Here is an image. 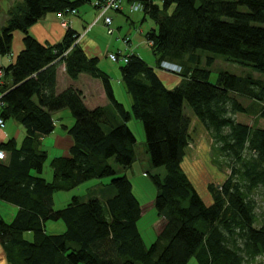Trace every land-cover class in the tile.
Instances as JSON below:
<instances>
[{"label":"trees","instance_id":"1","mask_svg":"<svg viewBox=\"0 0 264 264\" xmlns=\"http://www.w3.org/2000/svg\"><path fill=\"white\" fill-rule=\"evenodd\" d=\"M85 0H21L7 12L0 27V54L11 56L15 30L23 48L14 60L0 65L11 82L0 86V118L12 119L23 136L0 142V201L16 207L10 222L0 219V244L8 264H249L264 256V223L254 192L264 190V126L237 122V113L264 119V79L219 72L216 82L201 65L199 52L220 54L228 61L264 73V0H138L154 27L145 31L155 66L129 54L120 64L126 109L115 98L111 75L78 44L80 33L68 26L60 42H39L29 28L49 13L78 7ZM93 2V1H92ZM162 59L183 66L181 83L167 88L159 78ZM206 57V64L212 63ZM76 79L86 73L99 79L109 101L89 109L79 89L56 92L57 67ZM251 98L250 108L239 96ZM192 116L184 111V104ZM256 108L253 105L256 104ZM262 103V104H261ZM68 108L74 118L63 125L73 139L68 156L49 158L51 180L41 174L48 159L41 137L55 128L52 113ZM252 112V113H251ZM252 114V115H253ZM142 125L149 159L165 175L152 174L157 188L153 208L164 224L145 245L137 222L140 204L130 179L109 164L127 168L135 160L136 136L127 123ZM192 117L229 160L230 173L220 187L207 188L206 204L182 167ZM110 177L103 186L114 194L105 200L73 195L54 208L55 191L69 190L93 178ZM61 220L60 233L45 230V221ZM33 233L26 240L24 232Z\"/></svg>","mask_w":264,"mask_h":264},{"label":"rangeland","instance_id":"2","mask_svg":"<svg viewBox=\"0 0 264 264\" xmlns=\"http://www.w3.org/2000/svg\"><path fill=\"white\" fill-rule=\"evenodd\" d=\"M20 1L21 0H7V1L0 2V6L3 12L2 14H0V27L6 24V21L8 19V15H7L8 9L12 5H15L17 2H20ZM84 5H88V2L86 0L83 1L79 6L82 7ZM141 12L142 11H138V12L136 11L133 13H130L128 11L124 12V15L128 16V19L126 18L125 21L127 24L126 27H128L129 31L130 29L132 31L133 30L135 31L134 28L129 27L130 26L129 23L132 22L131 18H133V14L143 15V13ZM50 14L51 13L46 14V15H50ZM95 14H96V11H95ZM120 16L123 18L122 15ZM125 16H124V19H125ZM134 20L136 21V19ZM151 22L152 20L146 17V22H143L144 25L142 26L143 28H145L144 32L147 31L150 28V26L154 25V23L152 24ZM138 23L139 22H136L137 25ZM98 25H101V23H98L97 26ZM111 26L114 28L113 25ZM17 35L19 36L21 35L20 30H15L13 32L12 41ZM104 35H105L104 36L105 38L102 37L104 41L106 40V38H110L114 36L113 34H108L106 30L104 31ZM128 37L129 35H127V38ZM13 43L14 42H12V46H11V54H13V52L15 53L13 54L12 60H14L17 53L21 50V49H17L15 51V45ZM123 45H124L123 39H120L117 46H115L114 44V47H111L107 50H106L105 45H103L102 47L104 50H106L105 53L108 50H110L108 53H120V52L125 53L123 51V48H124ZM143 52H144L143 58L146 61L150 62L152 60V57L148 55L149 53L146 50H143ZM108 53L106 55L107 60L103 58L105 57V55L100 59L99 65H100V68L102 67V69L107 67L104 64V60L110 62L109 58L107 57ZM198 53L203 55L201 65L209 69L210 71L209 81H211L212 83L216 82L219 72H222V73L228 72V73H233V74H237L240 76H246V75L251 76L252 75L253 77L255 76L257 78L264 79V73L254 71L248 65H243L237 62L228 61L225 59L224 56L220 54L212 53L209 51L199 50ZM208 56L213 58L212 63L210 65H207L205 63L206 57ZM0 61H2L3 64H8L9 62H11V58L10 56L0 54ZM113 63L117 64L118 62H113ZM122 63L123 61L120 60L119 64H122ZM103 70L107 71L108 69L106 68ZM176 76L181 77L180 75L179 76L176 75ZM3 80L8 83L10 81V77L8 76L6 77V79L4 78ZM238 99L241 101V104H243L244 106L248 108L251 107L252 101L250 97H247L245 95L244 96L240 95ZM256 105L257 103L253 105V108H256ZM183 106H184V111L192 116L191 109L189 108V106L186 103ZM252 114L237 113L235 115V120L237 122L244 123L249 126L251 125L262 126L263 125L262 123H264V119L257 118L255 117L256 116L255 114L253 115ZM52 115H53V119L55 120V123L60 122V120H58L59 116H62V122L66 123L67 122L66 120H69V118L66 115H72V114L68 108H63L60 110V112L54 111ZM7 123H9L11 126L15 122L8 119ZM15 124L19 128L17 129L15 127L14 133L17 132V130L19 132L22 129V127L17 122ZM68 124H72V123H68ZM130 126L132 128L131 130L134 131V134L136 136V143H135V148H134L135 160L132 161L133 163L127 168L121 167L120 165L114 163L115 161L113 159H109V164L112 165L114 169L116 170V175L124 174L130 179L133 194H135L137 198H139L141 204L143 203L145 204L144 212L146 213L142 218L138 220L137 225L141 232V236L143 238L144 244L147 246L152 241H154V239L156 238L153 234L150 224L155 219L158 218V214H156L157 211L155 210V208L147 209L148 206H146L147 203L153 200L155 195L157 194L156 193L157 188L151 178V175L159 174L161 177H163L165 175V171H164L165 169L163 166L154 167L151 164L150 159H149V154L146 151L147 148H146V143L144 140L145 136H144V132L142 130L143 128H142L140 121L134 117H131ZM22 136H23V133L19 132L17 140L19 141L22 138ZM209 136L210 135L205 131V128L201 127V125L196 121V119L192 117V122L190 125V137H189L190 139H189L187 148H185V158L183 159V162H182V167L184 171H186L187 175L189 176L196 190L201 196L202 201H204L206 204H209L212 202L211 201L212 194L208 190L207 184L212 183L214 186L220 187L223 184V182L226 180L225 178H227L230 173V168H229L230 165H229L228 158L226 156L224 157V155L220 153L217 147L219 145L216 144ZM49 158H51L50 155L48 156V159L44 163L43 172L41 174L47 180H51L52 178V170L49 166ZM109 180H110V177H103L100 179L93 178V179L84 181L83 183L69 190L55 191L53 206L55 209L62 208L63 206L67 204L64 201V198L65 197L70 198L73 195H78V196H81V198L86 199L87 197L89 198L93 196H99L101 198L102 194L106 193V191H110V193L112 194V192H114L113 187L110 186L109 188H106L107 186H103V184L108 183ZM254 197L256 198L258 202L257 213L260 215V220L258 221L257 225L260 226V224L264 223V190L260 189L254 192ZM15 210H16V207L13 206L12 204L1 201L0 202V219L4 220L5 222H10L15 214ZM56 223H58V225L60 224L61 227H63L62 228L63 230L65 229V225L61 220H57V221L47 220L45 221L47 230L48 231L54 230L52 229V225L54 226ZM23 236L26 240L30 241L33 238V233L30 231H27V232H24ZM79 264H84V263H79ZM186 264H198V262L195 256L193 255ZM249 264H264V256L257 257L254 261H252Z\"/></svg>","mask_w":264,"mask_h":264},{"label":"crops","instance_id":"3","mask_svg":"<svg viewBox=\"0 0 264 264\" xmlns=\"http://www.w3.org/2000/svg\"><path fill=\"white\" fill-rule=\"evenodd\" d=\"M86 1L88 2V5H84L82 7H80V6L76 7L77 15L69 16V19L71 20V22H70L71 28L80 34L84 33L85 27L88 24L92 23L94 16H96V15H94L96 10L93 7V5H91L93 0H86ZM153 2L159 3V2H161V0H153ZM132 3H140V2L138 0H121V4H122L123 9L120 11H111L109 13V15L112 18V25L114 26V31L112 33L114 35L113 37L106 38L105 41L102 39V37L105 36L104 31L106 30V26L103 23H101V25H98V26L94 25L95 27H92L90 30H88L84 35H82L78 39L79 46L83 49V51L86 53L87 56L94 57V58L97 57L100 60L105 55V57H103V58L106 59V55L110 50H108L106 53H105V51L111 47H114V44H115V46H117L119 43V40L123 39V42H124L123 51L126 54H136L137 56H140L143 60H145L143 58L144 57L143 56L144 55L143 50H146L149 53L148 55H150L152 57V60L150 62L145 60V62L147 64H149V66H155V58L152 55L151 50H150L151 42L146 38L145 32H144L145 28L142 27L144 25L143 22H146L145 14L142 11L143 9L141 10L142 11L141 13H143V15H140V14L134 15L133 14V18H131L132 22L129 23L130 24L129 27L134 28L135 31L134 30L132 31L131 29L129 31L128 27H126L127 24H126L125 20H126V18L128 19V16H125L124 12L126 11L127 7ZM131 13H133V12H131ZM118 14L122 15L123 18ZM124 16H125V19H124ZM134 19H136V21ZM136 22H139L138 25L136 24ZM153 27H154V25L150 26L149 29H151ZM65 30H66V28H63L60 25V22L57 19L56 14L51 13L50 15L43 16L41 19H39L37 21V23L33 24L29 28V33L32 36H34L39 42L45 43L47 45H52V44H55V43L61 41V39L64 36ZM122 31H123V33H122ZM127 35H129L128 38H127ZM22 36L23 35L21 33L20 36L17 35L14 38V40L12 41V42H14L13 44L15 45V51L17 49L23 48ZM108 42H109V44H108ZM103 45L106 46V50L103 49V47H102ZM119 51H121V50H119ZM14 53L15 52H13V54ZM13 54H11V56H10L11 62L13 61L12 60ZM106 60H104V64L107 66L106 67L108 69L107 71L111 75V77H110L111 78V84H112V89H113L115 98L117 100H119V102L122 103L126 109H129L130 98L128 97V95H127V93H126V91L122 85V80L120 78L121 74H120L119 67H118V66H120V64H119V62L116 64L113 62L111 63V61L108 62ZM2 64H3L2 61H0V65H2ZM106 68H103V69H106ZM157 74H158L159 78L161 79V81L163 82L164 86H166L167 88H170V89L175 88L176 86H178L181 83V78L177 77L176 75H170V74L163 72L159 69L157 71ZM8 76L9 75H4L1 78L0 86L3 85L5 82L3 79L4 78L6 79V77H8ZM56 78H57L56 79V92L59 93L68 87H73V88L79 89L82 93L83 102L86 105V107L89 109H94L98 106H106L109 103V101L106 97L105 91H104V89H102L103 86H102L99 79H95L86 73H80L76 79H71L68 76V74L66 73L64 63H60L58 65ZM10 82H11V79L8 83L7 82L6 83L10 84ZM59 112H60V110H59ZM62 112H64V111H62ZM66 116L69 118V120H66L67 121L66 123H63L62 122V116H59L58 120H60V122L55 123L54 130L50 134L41 137L42 146L48 151V154L51 157L57 156V155L68 156L69 150L73 145V139L66 132V129L63 127V125L70 126L71 124H68V123H73L74 118L72 115H66ZM9 120H12V119H9ZM7 121H8V119L5 120L4 127L0 128V142L7 140L9 138H13V139L17 140L19 132L23 133V129H21L19 132L17 130V132L14 133V128L15 127L17 129L19 128L15 124L16 121L12 120L15 123H13L11 126L9 123H7ZM262 124L263 125L260 127L264 126V123H262ZM127 125L129 126V128L131 130L132 128L130 126V121L127 123ZM133 133H134V131H133ZM50 151H52V152H50ZM106 188H109V187H106ZM112 194H114V192H112ZM112 194L110 193V191H106V193L102 194L101 198L99 196H96V197H99L100 199L105 200L106 198L112 196ZM54 195H53V199H54ZM134 196L136 197V199L138 200V202L140 204L141 214H139V215H140V218H142L146 213V212H144L145 204L144 203L141 204L139 198H137V196L135 194H134ZM69 199L70 198L65 197L64 201L67 203L69 201ZM146 206H148L147 209L153 208V200L149 201ZM164 221H165L164 217L161 216V217L155 219L150 224L151 225L150 227H151L155 237H156V234H158L160 232V230L164 224ZM137 224H138V222H137ZM62 228L63 227H61L60 224L58 225V223H56L54 226L52 225V229H54V230L48 231L47 227L45 225V230L49 233H60L63 231ZM0 264H8L6 257H5L4 249L1 246V244H0Z\"/></svg>","mask_w":264,"mask_h":264},{"label":"built area","instance_id":"4","mask_svg":"<svg viewBox=\"0 0 264 264\" xmlns=\"http://www.w3.org/2000/svg\"><path fill=\"white\" fill-rule=\"evenodd\" d=\"M93 7L96 10V16L92 23L88 24L85 29L84 33L80 34L79 38L84 35L88 30H90L94 25H97L98 23H103L106 26V31L108 34H112L114 31V28L112 25V18L109 15L111 11H120L123 9L121 0H93L92 4ZM142 5L140 3H132L130 4L126 11L128 12H136L141 11ZM77 15V10L75 8L72 9H66L65 11H60L56 13V17L60 22V25L63 28H67L70 26L71 20L69 19V16ZM78 38V39H79ZM125 41V40H124ZM78 42V41H77ZM129 54L126 53H108V58L112 62H120V60L123 61V63L128 61ZM159 70L166 72L170 75H181L183 68L181 64H178L175 61H171L168 59H162L158 64ZM3 75L2 70L0 69V77ZM4 127V121L0 118V128ZM6 158V154L4 151L0 150V159L4 160Z\"/></svg>","mask_w":264,"mask_h":264},{"label":"water","instance_id":"5","mask_svg":"<svg viewBox=\"0 0 264 264\" xmlns=\"http://www.w3.org/2000/svg\"><path fill=\"white\" fill-rule=\"evenodd\" d=\"M1 1H7V0H0V2ZM3 12H2V9H1V6H0V14H2Z\"/></svg>","mask_w":264,"mask_h":264}]
</instances>
